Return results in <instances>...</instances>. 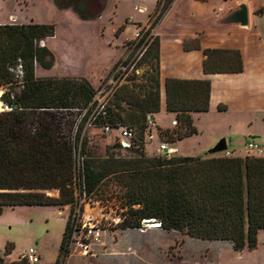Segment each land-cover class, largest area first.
Segmentation results:
<instances>
[{"label": "trees", "instance_id": "trees-1", "mask_svg": "<svg viewBox=\"0 0 264 264\" xmlns=\"http://www.w3.org/2000/svg\"><path fill=\"white\" fill-rule=\"evenodd\" d=\"M52 1L59 9L72 8L81 20H90L98 13L96 0ZM172 2L156 0L148 17L149 29L135 40L136 47L143 45L138 66L145 70L140 76L135 75V69L113 75L119 80L105 115L92 123L94 128L127 127L136 134L131 149L114 145L104 150V159L110 163L106 168L98 166L87 138L81 136L96 90L84 78L36 75V66L43 70L52 67L50 50L39 43L53 37L54 27L0 24L1 101L11 107L0 112V215L5 208L18 206L59 210L68 206L55 264H61L70 253L75 209L78 199L87 194L104 203L116 199L121 219L118 226L123 230H141L143 222L154 221L158 229L168 233L228 242L238 253L257 247V234L264 230V157L146 154L149 136L172 147L197 134L192 115L209 108V80L169 78L164 83L166 112L173 115L175 124L146 129L147 119L160 110L159 40L150 32ZM255 14L264 15V7L257 8ZM122 29L119 27L116 34ZM184 49L199 50L198 39L186 41ZM202 53L204 74L242 71L237 51L205 49ZM119 64L114 63L106 79ZM18 66L21 75L17 74ZM71 110H84L73 139L72 124L65 117L72 115ZM120 152L127 157L122 158ZM75 154L81 161L80 170ZM15 264L27 263L20 260Z\"/></svg>", "mask_w": 264, "mask_h": 264}, {"label": "rangeland", "instance_id": "rangeland-1", "mask_svg": "<svg viewBox=\"0 0 264 264\" xmlns=\"http://www.w3.org/2000/svg\"><path fill=\"white\" fill-rule=\"evenodd\" d=\"M155 2L156 0H105L104 10L99 17L81 20L72 8L59 9L52 0H0V24L52 25L53 37L39 44L50 50L53 64L49 70L36 66V75L84 78L98 95L102 86L120 68L124 67L123 72L128 70L127 73L135 69L137 76L145 70L143 65L138 66L143 45L136 47L135 40L149 29V25L141 24L148 20ZM96 5L99 4L96 2ZM95 12H98V8ZM122 25L125 30L123 29L121 38H118L119 33L116 34L115 30ZM139 31L140 34L136 37ZM150 34L154 36L151 32ZM117 61L120 64L106 79L113 63ZM124 62L125 66L122 65ZM2 93L3 89L0 88V112L8 111L1 101ZM70 113L71 116L65 117L72 124L70 137L73 139L84 110H71ZM203 135L198 134L179 142L175 148L177 155L204 152L201 151L202 139L206 137L207 131ZM81 136L87 138L98 166L110 167V163L104 159V150L116 145L114 140L107 137L101 128L91 127L87 120L83 124ZM246 141L244 138L234 144L227 142V150L245 156ZM158 147L159 141L154 136L146 140L148 156L159 155ZM120 155L122 158L127 157L125 152H120ZM75 158L77 160V154ZM49 194L55 196V193ZM88 196L87 194L78 200L75 213L80 219L89 216L97 224L102 231L100 243L86 256L72 245L69 255L61 264H194L205 253L201 252L207 242L178 233H168L155 226L143 230H123L118 226L120 212L116 199L104 203ZM68 213V206L60 210L53 206L5 208L0 215V258L3 259V264L17 263L29 248L38 253L39 264H55ZM210 257L204 263L264 264V230L257 234L255 250L244 249L238 253L224 249Z\"/></svg>", "mask_w": 264, "mask_h": 264}, {"label": "crops", "instance_id": "crops-1", "mask_svg": "<svg viewBox=\"0 0 264 264\" xmlns=\"http://www.w3.org/2000/svg\"><path fill=\"white\" fill-rule=\"evenodd\" d=\"M240 4L247 9V26L221 23ZM259 7H264V0H173L165 16L151 29L159 40L160 110L153 115L158 128H169L173 122V115L166 112V79L209 80L208 111L192 115L197 130L192 137L204 136L207 131L201 151L205 152L221 138L225 139L226 146L227 142L234 144L239 139L251 140V137L264 143V15L255 14ZM147 22L141 25H147ZM121 27L125 30L124 25ZM123 29L118 38H121ZM193 39H198L200 49L186 51L184 43ZM205 49L239 52L242 71L236 74H204L202 51ZM220 106L224 109L219 110ZM178 143L172 146L174 150ZM204 152L178 156H203ZM228 152L234 157H244L234 151ZM174 155H177L176 150ZM204 244L205 249L201 253H205L200 256V263L195 261L194 264H206L207 257L220 250H233L228 242Z\"/></svg>", "mask_w": 264, "mask_h": 264}, {"label": "built area", "instance_id": "built-area-1", "mask_svg": "<svg viewBox=\"0 0 264 264\" xmlns=\"http://www.w3.org/2000/svg\"><path fill=\"white\" fill-rule=\"evenodd\" d=\"M136 37H138V33ZM124 69H125L124 67L120 68V71H118L117 73L123 72ZM17 74L21 75L20 66L17 67ZM118 80H119V76L116 79L110 77V80L107 81V83L102 86L101 91L98 93V95L97 94L95 95L94 104L91 107L90 110L91 113L87 119L91 127H92V123L98 117H102L105 115L106 104ZM171 124L174 125L175 122H172ZM155 126L156 124L154 120L148 118L146 122V129L152 130L155 128ZM101 129L104 132V134L107 137H111L114 140L115 144L121 149H131L134 144V141H136V134L133 129H129L127 127L112 128L108 125L102 126ZM148 138L151 139V136H149ZM244 151L246 152L245 155L264 157V143L257 142L254 140H247V142L244 145ZM158 152L160 154L165 155L166 157H171L175 154V150L167 143H163V142L159 144ZM223 154L225 157L231 156V154L228 151L223 152ZM80 162L81 161L78 156L76 160V166L79 170L81 168ZM74 218H75V222L70 237V243L71 246L75 245L76 247H78L81 254L86 256L87 254L91 253L93 247H95L100 243L102 231L101 229L98 228L97 224H95L89 216L80 219L79 215L74 213ZM117 220L121 221L120 217L117 218ZM145 222H143L142 224L143 228L141 230L149 226ZM154 226L158 227L159 224H155ZM21 260L27 264H39L40 257L35 249L29 248L26 252H24L21 255Z\"/></svg>", "mask_w": 264, "mask_h": 264}, {"label": "water", "instance_id": "water-1", "mask_svg": "<svg viewBox=\"0 0 264 264\" xmlns=\"http://www.w3.org/2000/svg\"><path fill=\"white\" fill-rule=\"evenodd\" d=\"M98 5V13L96 17H99L102 14V11L104 10L105 7V0H97ZM221 23L223 24H238L241 27H245L248 24V14H247V9L246 6L243 4L238 5L237 9L232 11L230 14H228L226 17H224L221 20ZM4 105V104H3ZM7 110H10L11 107L4 105ZM12 108H15L13 106ZM251 140H254L255 137H251ZM227 150L226 146V141L224 138L219 139L212 147L207 149L204 153L203 156H212V155H217L220 153H223ZM151 222V223H148ZM147 225L148 224H158L157 222L154 221H146L145 222Z\"/></svg>", "mask_w": 264, "mask_h": 264}, {"label": "bare ground", "instance_id": "bare-ground-1", "mask_svg": "<svg viewBox=\"0 0 264 264\" xmlns=\"http://www.w3.org/2000/svg\"><path fill=\"white\" fill-rule=\"evenodd\" d=\"M2 107V105L0 104V108ZM148 223H151V222H148ZM148 225H150V226H148V227H153L154 225L153 224H148Z\"/></svg>", "mask_w": 264, "mask_h": 264}]
</instances>
